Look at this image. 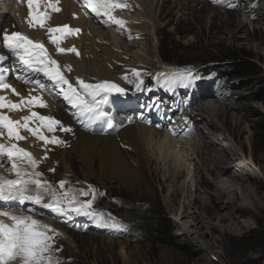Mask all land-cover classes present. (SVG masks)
Here are the masks:
<instances>
[{"label": "rangeland", "instance_id": "1", "mask_svg": "<svg viewBox=\"0 0 264 264\" xmlns=\"http://www.w3.org/2000/svg\"><path fill=\"white\" fill-rule=\"evenodd\" d=\"M184 1H155L153 10L158 23H156L152 42L150 39V42L148 41V47L152 48L153 55H150L151 53L148 51L146 54H141L146 60V63H142L145 65L144 67L149 70L153 67L156 69L155 74L153 69L152 72H148L149 75L152 74V78H150V82L148 81L147 90L141 92L127 81V83L119 85L125 89L124 94H113L125 99L127 96L130 98L131 94H128L130 92L139 93L138 99L140 100L147 93L150 98H159L160 101L165 99L166 101L173 93L172 100L174 102L169 109L176 108L178 104L180 110L176 115L173 114L176 120L174 121L172 118L171 127L186 125L187 119L184 118L187 117L186 115L195 113L198 108L206 106L209 100H214L217 106L222 108L221 111L224 114V117L216 122L219 128L218 132L224 137V141H233L242 147L243 152L234 145L235 152L248 170H253L255 165H259L263 169L264 155L259 153L258 146L254 144L253 128L256 122L255 114L264 115V0H219L218 3H213V0H197V2L191 3ZM137 10L126 11L127 16L136 17ZM101 31L96 29L94 33L99 35ZM102 33L104 34V32ZM124 34L129 35V32L126 31ZM122 39L123 44L125 43V46L128 45L135 52L133 55L134 52L127 48V54L131 53L132 56H135L138 51V42L134 41V38L126 40L125 36H122ZM227 50H241L253 56L260 71L247 78L233 76L227 71V73L221 72V74H216L213 70L209 73L206 72L207 68L218 66L214 62H209L210 59L216 53ZM78 56H75L74 60H77ZM67 57L68 55L62 56L65 61H67ZM84 61L86 62L82 68L84 72L96 67V61H93L88 55L84 57ZM204 64H206L205 67ZM122 66L121 64L120 71L129 70L122 69ZM164 66L170 73L191 70L193 75L199 79H195L187 86H182L180 83L168 86L164 83L165 78L162 75L165 72ZM219 68L227 69L229 65L223 64ZM157 71L162 74L156 73ZM158 75L161 77L157 79ZM68 76L70 77L69 74ZM157 83L158 86H156ZM165 87L166 90H163ZM150 98L147 97L144 101H150ZM138 99L136 100L139 101ZM135 113L149 117V114L143 112ZM66 114L72 121L71 115ZM143 123L145 122L141 120L133 121L134 125ZM80 128L90 130L84 126ZM194 128L196 130L194 129L189 138L192 147L188 149L181 143L177 145L186 161L193 154L192 150L196 140L202 139V134L197 133V129L203 130L202 126L198 125ZM114 136V134L106 136L92 134L91 138H101L100 142L104 144L106 140H113ZM207 137L211 138L212 135ZM57 146L43 143L42 149L36 147V151L45 152V160L41 161L40 157L37 168V171L43 173L41 178L54 186L61 180L68 182L66 185L68 188L88 189L91 186L96 190L93 209L98 213H103L105 220L110 215L123 226V230L100 227L90 216L83 214H73V221H71L72 217L62 218V222L60 221L58 225L65 227L62 232L58 231L59 235L55 236L53 251L54 258L58 259L60 264H198L199 260H204L207 264H264V248L261 253L259 243L245 244L241 242L242 238L250 235L258 237V240L264 237V177L261 174H258L256 178L257 184L251 186L252 189L256 188L258 191L255 205H248L253 217L242 218L245 225L243 230L214 232L216 243L213 244L210 241L208 246L205 241L199 240L198 236L193 233L194 231L189 228L187 222L191 223V219L181 218L182 214L177 207H173L168 201L167 195L171 191V183L159 172V169L154 168V164L140 165L141 185L126 188L121 186L115 178L106 181H99L96 177L83 179V175L80 174L82 163L75 155L69 153L71 151L69 141L64 148H57ZM49 147L51 149H48ZM119 150L123 153H130V149H125L122 145L119 146ZM67 156L69 158L66 161L65 157L67 158ZM185 163L190 167H187L188 170H186V174H190V176H185L180 181V185L178 184L179 187H182V182H185L190 186L192 194L195 189L201 190L204 194L206 185L210 183L212 187L214 186L212 177L206 172L199 171L197 164L193 166V162L191 165L188 161ZM66 169L70 172H66ZM201 176L206 179H204L205 186L199 183ZM80 199H91V197H80ZM143 201L156 203L164 210L171 226L172 247L151 246L142 239L134 238L133 232L140 229L139 224H150L149 215L142 208ZM126 205L133 208L125 209ZM131 212L134 213L135 219L130 217ZM37 219L52 222L47 218ZM65 221L67 224L64 223ZM186 231H188L187 234ZM199 247L201 248L199 249ZM55 249H59V251Z\"/></svg>", "mask_w": 264, "mask_h": 264}, {"label": "bare ground", "instance_id": "2", "mask_svg": "<svg viewBox=\"0 0 264 264\" xmlns=\"http://www.w3.org/2000/svg\"><path fill=\"white\" fill-rule=\"evenodd\" d=\"M155 1L124 0L128 7L117 10L115 15L127 21L126 29L117 30L115 25L104 24L102 22L103 18H97L90 11L82 8L80 0H59L58 6L61 11L52 12L51 18L47 21V25L52 27L69 25L73 29L79 28L81 30L79 34L69 35L65 39L66 41L63 40L64 44L61 45L65 49L74 46L79 53L78 59L74 60L77 52L67 51L65 52V55H68L67 61L62 56L57 59L63 74L65 76L70 75L69 81L74 85L77 78L83 79L87 83L110 81L117 85L127 83L128 81L134 87L137 82H142L140 90L141 92L146 91L148 81L152 78V74L149 75L148 72H152L151 70L153 69V73L155 74L156 69L154 67L150 70L145 68V65L142 63H146V60L143 59L141 54H146L148 51L151 53L150 55H153L152 48L150 46L148 47V41L150 39L152 42L156 23H158L153 10ZM184 2L191 3L197 2V0H185ZM136 9H138V14L135 15L136 17L127 16L126 11ZM27 19L28 7L26 0H0V31L6 30L9 33L17 31L34 41L42 42L44 40V33L36 29V27L31 28ZM96 29L102 30L99 35L94 33ZM126 31L129 32V35L124 34ZM44 32L48 34L46 28ZM121 33L122 36H125L126 40L134 38V41L138 42V51L135 56H132L131 53L127 54L126 49H130L131 47H128V45L125 46V43L123 44L124 41ZM86 55L92 58L93 61H96V67L90 70L87 69L88 71L85 70V73L82 68L83 64L86 65L84 61ZM121 64L123 65L122 69H129L130 71H120ZM69 68H71L70 72L68 70ZM133 69L139 72L138 77L133 74ZM163 69H165L164 73H170V71H166V66ZM156 73L162 74L159 71ZM125 75L128 77L127 80L122 78ZM160 77L161 75H158L157 79ZM158 83L156 86L159 85ZM20 92L23 95L28 93V91ZM9 96L13 99L16 95L10 92ZM135 96L134 100L140 97L138 95ZM156 99L160 101L159 98ZM169 100L173 101L172 95L166 101L168 102ZM162 101L166 108L165 101ZM145 103L149 107L152 104V102L149 103L146 100ZM46 104L47 107L40 109L39 113L52 116L60 120L64 127L71 129L68 132H56V136L64 141L57 148H64L69 141L71 150L69 153L71 152L75 155L82 163L80 174L83 175V179L87 180L88 178L96 177L99 181H106L115 178L121 186L134 188L140 186L142 183L139 166H150L154 164V168L159 169V172L171 183V191L167 195L168 201L173 207H177L182 214L181 218L191 219V223L187 222L190 226L189 228L194 231L193 233L198 236L199 240L205 241L208 246L210 245V241L213 244L216 243L213 236L214 232L224 233L243 230L245 225L242 222V218L253 217L248 209V205H255L258 191L256 188L252 189L251 186L257 184L256 178L258 174L264 177V168L262 169L261 166L255 165L253 170H248L247 166L235 152L234 145L236 144L233 141H224V137L218 132L219 128L216 125V122L221 117L223 118L224 114L221 111L222 108H219L214 100H209L206 106L198 108L195 113L186 115L187 117H184L187 119L186 125L180 122V126L176 125L172 128L176 133L175 135L168 129L162 130V128H167L166 125H156L154 123V117H144V115H138L134 111L129 113V116L122 115V113L118 114L116 116L118 121L125 120L121 125H125L129 120L131 124L116 134L113 140H106L104 144L100 142L101 138H91L90 133L76 126L66 114L67 111H62L63 108L59 103L46 101ZM134 105L131 104V108H134ZM141 107L144 109L145 106ZM3 111L6 113L5 110ZM174 112H177L176 109L168 113L170 119L175 118L173 115ZM163 119L165 120V118ZM134 120H141L145 123L134 125ZM198 125H201L203 130L197 129V133L200 132L202 139L206 141L202 139V141L196 140V144L194 143L192 150L193 154L187 161L188 163L190 162V165L193 162V166L197 164L199 171L206 172L212 177L214 182L213 187L208 182L207 184L209 186H205V177H200L199 183L204 185L206 189L204 194L199 189H195L194 194H192L190 186L185 182H182V187H179L180 181L185 176H190L189 173V175L186 174V170L190 167L185 163L187 161L182 156V152L178 150L177 145L181 143L186 148H191L192 143L189 138L194 132V126L198 127ZM86 131L89 130L86 129ZM208 135H212V137L209 138L207 137ZM120 145L125 149H130V153L121 152L119 150ZM42 146V141L36 143L33 138L28 139L27 142L20 145L21 148L30 152L38 162L40 161V157L41 161L45 160V152L35 150L36 147L42 149ZM236 147L243 152L241 146L236 145ZM48 149H51V147ZM50 152L52 153V150ZM68 158V156L67 158L65 157V160L67 161ZM16 162L20 167H27L26 163L22 161L17 160ZM28 171H31V169L29 168ZM66 172L70 171L66 169ZM0 175L9 177L7 171L4 173L2 169ZM41 179L44 180L43 178ZM202 196L206 197L207 200ZM28 208L29 205L24 208L27 212L24 209L21 210L19 206L14 208H0V211H9L14 215H34L35 218L34 216L33 218L36 220H38L37 218L51 219L52 222L47 220L40 222L62 232L65 226H59L58 223L64 217H58L47 209L29 212ZM69 217H72L71 221H73L74 216H68L66 219H69ZM0 219L9 222L4 217H0ZM64 223L67 224L66 221ZM187 233L188 231H186ZM197 263L207 264L204 260H199ZM10 264H21V262L17 259L11 261Z\"/></svg>", "mask_w": 264, "mask_h": 264}, {"label": "snow or ice", "instance_id": "3", "mask_svg": "<svg viewBox=\"0 0 264 264\" xmlns=\"http://www.w3.org/2000/svg\"><path fill=\"white\" fill-rule=\"evenodd\" d=\"M81 7L90 11L97 18H103L104 24H111L117 30L126 29L127 21L115 15L117 10L128 7L124 0H80ZM219 0H213L218 3ZM28 7L27 22L30 27L39 26L46 28L49 40L56 45L57 53L77 52L75 47L62 48L61 42L69 35L79 34V28L73 29L69 25L48 26L47 21L52 12L61 11L59 0H26ZM232 7V5H229ZM75 15V14H74ZM0 47L8 50L9 56L0 55V62L8 58H14L19 70L16 78L24 83H31L40 91L49 88L76 109L75 117L87 118L88 121L100 119L104 113L102 106L108 103L111 93L124 94L125 89L114 82L101 81L98 83H87L77 78L75 85L63 74L58 62L51 57L42 42L34 41L28 36L13 31H0ZM79 53L77 52V55ZM71 70L70 68L68 69ZM24 75H20V73ZM135 76L139 72L132 70ZM164 83L172 86L180 83L187 86L199 77L194 76L191 70H180L171 73H163ZM42 76L49 84H45L36 77ZM127 80L125 75L122 77ZM137 90L142 87V82L135 84ZM10 90L14 95L20 96L14 88L6 82V76L0 71V91ZM51 94V93H50ZM27 107L29 115L21 120L11 119L3 110H21ZM47 104L40 95L20 97L18 103H14L6 96L0 95V139L6 137L5 143H0V167H5L10 177L0 175V208H14L19 206L23 210L26 206L29 212L39 209H47L58 217L75 215L90 216L97 222V226L110 229L123 230V226L117 223L110 215L105 220L103 213L93 209L96 198V190L91 186L88 189H74L66 187L67 181H58L54 186L46 180H42L43 173L37 171L38 160L25 149L18 146L17 141L26 139L20 134L26 130L30 135L42 141L45 145L64 143L55 133L58 131L68 132L71 129L64 127L62 122L52 116L42 115L34 108H46ZM30 124L35 126H30ZM173 135L175 131L170 129ZM51 133V136L45 134ZM5 158L10 167L5 166ZM17 160L26 163L27 167H20ZM31 171H28V169ZM103 195V193H100ZM91 197L81 200L80 197ZM0 264H10L11 261L19 259L21 264H60L54 258L55 236L58 231L51 226L45 225L33 218L31 215H14L9 211H0ZM59 251V249H55Z\"/></svg>", "mask_w": 264, "mask_h": 264}, {"label": "trees", "instance_id": "4", "mask_svg": "<svg viewBox=\"0 0 264 264\" xmlns=\"http://www.w3.org/2000/svg\"><path fill=\"white\" fill-rule=\"evenodd\" d=\"M209 62H214L218 66L207 68L208 71H215L216 74H221V72H228L229 74L240 77L247 78L257 74L260 69L259 65L254 62L253 56L244 53L243 51H222L216 53ZM227 64L229 68L220 69L219 66ZM206 64H204L205 67ZM226 72V73H227ZM227 76V74H226ZM256 122L254 123L253 128V141L254 144L258 146L259 153L264 155V115L256 113L255 114ZM144 211L149 215L150 224L148 225H138L140 229H137L133 232L134 238L142 239L144 242L150 244L151 246H164L172 247L173 239L171 237V226L167 215L165 214L162 207L156 203L150 201L142 202ZM133 208L130 206H125V209ZM133 210V209H131ZM130 217L135 219L133 212L130 213ZM254 235L246 236L241 239L242 243H256L260 245L261 253L264 248V237L258 240Z\"/></svg>", "mask_w": 264, "mask_h": 264}]
</instances>
